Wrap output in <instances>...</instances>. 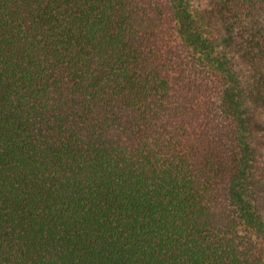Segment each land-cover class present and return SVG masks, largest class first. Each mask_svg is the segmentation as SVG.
Segmentation results:
<instances>
[{
  "label": "trees",
  "instance_id": "trees-1",
  "mask_svg": "<svg viewBox=\"0 0 264 264\" xmlns=\"http://www.w3.org/2000/svg\"><path fill=\"white\" fill-rule=\"evenodd\" d=\"M0 264H264V0H0Z\"/></svg>",
  "mask_w": 264,
  "mask_h": 264
}]
</instances>
